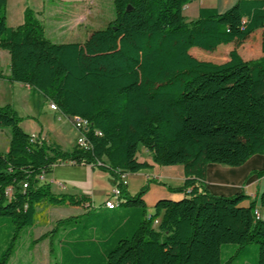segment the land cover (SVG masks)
<instances>
[{
  "label": "trees",
  "instance_id": "16d2710c",
  "mask_svg": "<svg viewBox=\"0 0 264 264\" xmlns=\"http://www.w3.org/2000/svg\"><path fill=\"white\" fill-rule=\"evenodd\" d=\"M193 1L113 0L115 16L105 28L83 42L58 43L30 7L22 24L9 26L7 0H0L8 78L87 120L89 144L68 150L33 140L17 110L0 105V128H10L8 150L0 152V264H9L44 202L85 208L31 241L49 239L53 264H232L235 255L223 260V249L252 243L264 264V191L257 205L245 192L219 195L207 187L208 164L236 167L264 155V0H237L222 12L201 7L189 21L183 8ZM259 28L258 58L245 60L233 48L217 63L190 52L241 44ZM140 145L159 165L183 166V185L168 186L182 199H161L149 212L148 184L128 191L122 175L150 167L138 160ZM63 162L108 172L119 190L116 206L95 207L87 193H58L41 182ZM253 173L263 177L264 166Z\"/></svg>",
  "mask_w": 264,
  "mask_h": 264
},
{
  "label": "crops",
  "instance_id": "0c3cea01",
  "mask_svg": "<svg viewBox=\"0 0 264 264\" xmlns=\"http://www.w3.org/2000/svg\"><path fill=\"white\" fill-rule=\"evenodd\" d=\"M104 0H7V24L11 27H17L24 22V13L27 7L32 8L38 18L41 20L45 34L54 39V42H83L88 35L96 29L101 21L110 22L115 16L114 12L105 14L101 5ZM195 1V0H194ZM237 0H197L196 11L194 15L198 16L201 7H216L219 11H225L234 5ZM192 3V2H191ZM114 4V3H113ZM188 5V4H187ZM262 34L263 29H256L244 42L236 44L230 42L219 45L215 50L216 53L211 55L213 62L221 63L229 59V52L233 48H237L239 54L245 59H254L262 55ZM50 38V39H51ZM206 55V54H205ZM4 65L7 69H4ZM10 75V54L7 50L0 48V99L7 101L4 104L12 105L19 115L22 117L21 124L28 121L29 129H23L29 134H35L40 139L47 142L56 141L64 148V143H68L73 148L77 145V139L69 137L65 131L64 123L61 120L62 116L72 120V117L67 116L58 110H51L58 113L57 120L46 122L44 116L39 109L34 107L29 101V91L33 87L24 85L20 82L12 81L8 78ZM45 97V96H44ZM47 100V99H46ZM49 101V100H48ZM50 106V101H49ZM23 109V110H21ZM23 111V112H20ZM75 126V125H74ZM2 129V128H0ZM79 131V130H78ZM62 139V140H61ZM64 140V143H63ZM9 145L6 147L7 152ZM70 148V149H71ZM67 149V148H65ZM146 156L138 158L140 162L150 164L149 168L142 169L136 172L126 171L122 176L127 181V188L131 194L137 193L143 186L148 184V191L144 195V200L147 204L149 212H152L155 204L161 199L179 200L184 197L182 192H174L168 186H181L184 183L185 175L183 166L176 165H159L152 160L151 154L146 150ZM70 164L76 172H68L63 179L69 185L66 186L61 180H57L59 190L55 192H83L91 196L93 203L95 199H99V205L105 203V199L115 187V183L110 177L112 187H105L97 190L95 187V179L101 176L109 175L108 172L93 168L91 165H75ZM264 166V155L255 154L249 158L244 164L236 167L210 163L207 166V187L208 189L219 195H233L239 192H245L252 198L257 199V205L260 204V194L264 191V176L258 177L253 173L254 170H259ZM84 171V174H79L78 171ZM49 177L54 182L55 177ZM47 176H45V179ZM161 183H158V182ZM97 191L101 193L97 195ZM99 196V197H98ZM250 200L244 202L248 205ZM76 209L81 206H74ZM109 207V208H114Z\"/></svg>",
  "mask_w": 264,
  "mask_h": 264
},
{
  "label": "rangeland",
  "instance_id": "374dc122",
  "mask_svg": "<svg viewBox=\"0 0 264 264\" xmlns=\"http://www.w3.org/2000/svg\"><path fill=\"white\" fill-rule=\"evenodd\" d=\"M197 1V0H195ZM193 1L192 3H189L188 5H185L183 8V14L185 15L187 20H194L196 19V15H194L196 11L197 3ZM103 11L105 14L108 12H114V4L113 0H104L101 5ZM107 21H101L99 25H97L96 28L103 29L107 26ZM49 38H51L48 35ZM51 40H54L51 38ZM194 56L201 60H212L211 55H214L216 52L213 50H206L201 47H193L190 51ZM206 54V55H205ZM209 56V57H208ZM4 69L6 70L7 67L4 65ZM8 70V69H7ZM29 101L30 103L39 109L42 114H45L44 118L46 122L55 121L57 120L58 113L51 110L49 106V101L46 100L43 93L39 91L36 88H33L29 91ZM7 101H3L0 99V104H4ZM23 110V109H21ZM23 112V111H20ZM64 123L65 131L69 134L70 138H73L74 140L77 139L78 133H80L73 124V120L66 118L65 116L61 117V120H57V122ZM28 121L24 122L23 126L26 129H29V125L27 123ZM10 140V128L9 127H3L0 129V152H3L6 150V147L9 145ZM62 140V139H61ZM64 143V140H63ZM65 148L68 150L71 148V145L68 143H64ZM140 156L144 157L146 154L144 151H146L145 147L140 145ZM139 160V158H138ZM72 166L70 164H63L58 163L56 164L52 172L54 174L52 175L55 177L56 181H52L51 177L49 175L52 172L46 173L45 176H47L44 181H47L48 183H51L54 190H59V184L57 183V180H61L63 184L69 187L67 181L63 179V176L68 174V172H76L71 168ZM100 169V168H98ZM101 170V169H100ZM79 174H84V171H78ZM111 175L107 176H101L100 178L97 177L95 179V187H97V190H100L101 188L104 189L105 187H112V182L110 180ZM43 180H41L42 182ZM111 193V192H110ZM108 193V195L110 194ZM97 195H100L97 191ZM107 195V196H108ZM99 197V196H98ZM99 199H95L94 206H99ZM110 201V200H106ZM105 201V202H106ZM116 201V200H114ZM116 206V205H115ZM85 212V208L81 207L79 209H76L73 205L70 204H49L48 202H44L38 207V216L35 225L30 229V233L25 235L20 244L18 245V249L14 256L11 258L9 264H53L54 260L52 259L50 255V244L49 239L46 238L44 240H41L39 242H35L33 245L31 241L33 239L38 238L40 235H42L45 232L50 231L56 224L58 219L68 217L70 215L75 214H82ZM233 245V248L229 249L228 253H225V248L223 249V260H226L232 255H235L234 261L232 264H260L259 262V254L256 251H251L252 249L257 248L256 243H252L247 245V248L245 250L239 249L238 245L235 244H229ZM231 247V246H230Z\"/></svg>",
  "mask_w": 264,
  "mask_h": 264
},
{
  "label": "built area",
  "instance_id": "2783aa9c",
  "mask_svg": "<svg viewBox=\"0 0 264 264\" xmlns=\"http://www.w3.org/2000/svg\"><path fill=\"white\" fill-rule=\"evenodd\" d=\"M50 107L52 109H54V110H58V107H57V105L54 102H50ZM72 120H73V124L75 125V127L77 129H79V132H80L79 137L77 139V145H79V147H83V148L89 147V144H88L87 139H86L85 134H84V132L88 129V127H87V124H88L87 123V120H84V119H82L80 117H77V116L72 117ZM32 139L33 140H36V139H40V138L37 135L32 134ZM122 178H123V176H122ZM39 179L40 180H45V174L40 175L39 176ZM123 181H124V183H127V181L125 179H123ZM25 186H26V184H25ZM9 191H10V189L8 190V192ZM110 194H113L115 196H113V197H107L105 200H116V196L119 194V190L117 188H114L111 191ZM260 216H261V214L259 213V217Z\"/></svg>",
  "mask_w": 264,
  "mask_h": 264
},
{
  "label": "bare ground",
  "instance_id": "6f19581e",
  "mask_svg": "<svg viewBox=\"0 0 264 264\" xmlns=\"http://www.w3.org/2000/svg\"><path fill=\"white\" fill-rule=\"evenodd\" d=\"M105 205H106L107 207H113V206L116 205V203H115L114 200H110V201H106V202H105Z\"/></svg>",
  "mask_w": 264,
  "mask_h": 264
},
{
  "label": "water",
  "instance_id": "95a60500",
  "mask_svg": "<svg viewBox=\"0 0 264 264\" xmlns=\"http://www.w3.org/2000/svg\"><path fill=\"white\" fill-rule=\"evenodd\" d=\"M128 9H131V6H128Z\"/></svg>",
  "mask_w": 264,
  "mask_h": 264
}]
</instances>
